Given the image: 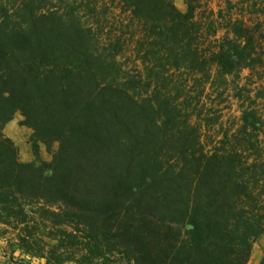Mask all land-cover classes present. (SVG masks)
<instances>
[{"label":"trees","instance_id":"1","mask_svg":"<svg viewBox=\"0 0 264 264\" xmlns=\"http://www.w3.org/2000/svg\"><path fill=\"white\" fill-rule=\"evenodd\" d=\"M183 2L0 0V264H248L264 24ZM231 81L238 128L206 146L208 91ZM16 114L30 162L4 134Z\"/></svg>","mask_w":264,"mask_h":264},{"label":"rangeland","instance_id":"2","mask_svg":"<svg viewBox=\"0 0 264 264\" xmlns=\"http://www.w3.org/2000/svg\"><path fill=\"white\" fill-rule=\"evenodd\" d=\"M174 4L180 11H186V5L183 0H173ZM208 11H213L219 17L227 19L230 15L238 17H247L249 19H260L264 24V0H203ZM245 73L244 75H246ZM258 81V80H254ZM259 83V82H258ZM241 84H246L245 80ZM252 90L251 97L254 101L256 110L264 117V90L259 84L249 87ZM238 90H235L234 84L229 83L228 87L220 88L214 91H208L206 98L207 107L212 112H216L219 116L218 122L209 129L202 131V143L210 145L211 142L220 141L226 132L232 133L238 128L239 116L242 102L237 98ZM247 97L246 94H242ZM19 114H16L4 130L6 137L10 138L16 145L19 158L23 162H30L33 157L30 147L27 143V137L31 131L27 128L19 126ZM260 141L264 146V135L260 137ZM57 146L54 145L50 149L43 145H39L40 159L49 162L52 159ZM264 252V237L257 238L252 243V251L248 264H259ZM0 262H3L0 259Z\"/></svg>","mask_w":264,"mask_h":264}]
</instances>
